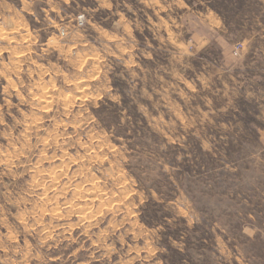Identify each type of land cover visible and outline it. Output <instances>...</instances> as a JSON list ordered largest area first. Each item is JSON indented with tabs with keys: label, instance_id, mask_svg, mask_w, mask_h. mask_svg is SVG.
<instances>
[{
	"label": "rangeland",
	"instance_id": "obj_1",
	"mask_svg": "<svg viewBox=\"0 0 264 264\" xmlns=\"http://www.w3.org/2000/svg\"><path fill=\"white\" fill-rule=\"evenodd\" d=\"M0 264H264V0H0Z\"/></svg>",
	"mask_w": 264,
	"mask_h": 264
},
{
	"label": "bare ground",
	"instance_id": "obj_2",
	"mask_svg": "<svg viewBox=\"0 0 264 264\" xmlns=\"http://www.w3.org/2000/svg\"><path fill=\"white\" fill-rule=\"evenodd\" d=\"M20 26V25H19ZM5 27V26H4ZM22 29V28H21ZM19 30V29H18ZM17 31V30H16ZM25 35V34H24ZM36 146V145H35Z\"/></svg>",
	"mask_w": 264,
	"mask_h": 264
},
{
	"label": "built area",
	"instance_id": "obj_3",
	"mask_svg": "<svg viewBox=\"0 0 264 264\" xmlns=\"http://www.w3.org/2000/svg\"><path fill=\"white\" fill-rule=\"evenodd\" d=\"M234 54H236V52H234Z\"/></svg>",
	"mask_w": 264,
	"mask_h": 264
}]
</instances>
